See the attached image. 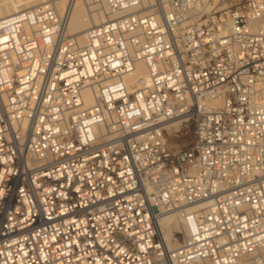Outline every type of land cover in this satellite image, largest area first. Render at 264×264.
Returning <instances> with one entry per match:
<instances>
[{"label":"built area","instance_id":"built-area-1","mask_svg":"<svg viewBox=\"0 0 264 264\" xmlns=\"http://www.w3.org/2000/svg\"><path fill=\"white\" fill-rule=\"evenodd\" d=\"M92 1L0 19V264H264V0Z\"/></svg>","mask_w":264,"mask_h":264},{"label":"bare ground","instance_id":"bare-ground-1","mask_svg":"<svg viewBox=\"0 0 264 264\" xmlns=\"http://www.w3.org/2000/svg\"><path fill=\"white\" fill-rule=\"evenodd\" d=\"M70 2L71 3H69L67 10H66V13H67L66 14V17H67L66 30L67 32H69L68 29H71V28L73 30L86 29L88 27V23L85 20L83 4H81L80 1L77 2V0H70ZM75 5H76V8H75ZM16 9H18L16 4H12V5L7 4L5 6L0 5V14L3 15V17H8V16L15 15L21 12V11L20 12L16 11ZM87 14L89 18L93 19L92 20L93 24L90 27L101 24L104 21L109 19V17H104V18L100 17L101 19L99 21H95L92 14H90L89 12ZM70 22H71V27H70ZM87 31L88 29L80 33H77V32H75L74 34L71 33V35L77 38L80 41V43H84L86 40ZM145 72H146L145 63L138 62L136 72L127 76V82L138 85L140 83L139 79L141 77L146 76ZM130 78H132L131 81L129 80ZM84 94H85L86 102L88 104L93 103L92 93L89 90H86ZM183 128H185V125H183L180 120H176L172 124L171 130L180 131ZM185 222L186 221H182L181 217L179 216L177 212H170V211L162 210L161 213L158 215L159 228L161 230L163 238L166 240L170 248L179 247L181 240L184 239L185 230L190 228V224L188 222L186 223ZM178 233H182L183 236H179Z\"/></svg>","mask_w":264,"mask_h":264},{"label":"rangeland","instance_id":"rangeland-1","mask_svg":"<svg viewBox=\"0 0 264 264\" xmlns=\"http://www.w3.org/2000/svg\"><path fill=\"white\" fill-rule=\"evenodd\" d=\"M23 1H24V3H23ZM78 1H80V3L83 4L84 16H85V20L88 23V27L84 30L83 29L82 30H73L72 28L68 29V31H69V32H67L68 35H71V33L74 34L75 32L80 33V32H83V31L90 28V26L93 24L92 23L93 19L88 17V14H87L88 12L93 15L95 21H99L101 19L100 17H102V18L108 17L107 11L103 5H102V7L97 6L92 0H77V2ZM69 3H71L70 0H0V5H3V6H5L7 4H9V5L16 4V6L18 8V9H16V11H19V12L26 10V9L35 8V7L40 6V5H53L54 7H56V9L59 11V13L62 15V17L66 21H67L66 10H67ZM75 8H76V5H75ZM1 17H3V15L0 14V18ZM70 27H71V22H70ZM131 79L132 78H130L129 80L131 81ZM193 139H194V127L191 126L190 128L183 129V131H181L178 135L169 137L168 144L170 145V147H172L174 149H183L186 146H188L189 144H191ZM178 235L183 236L182 233H178ZM182 241H183V239L181 240V242Z\"/></svg>","mask_w":264,"mask_h":264}]
</instances>
